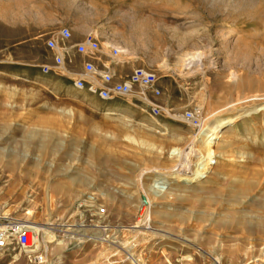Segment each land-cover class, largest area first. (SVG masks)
Masks as SVG:
<instances>
[{
  "label": "rangeland",
  "instance_id": "374dc122",
  "mask_svg": "<svg viewBox=\"0 0 264 264\" xmlns=\"http://www.w3.org/2000/svg\"><path fill=\"white\" fill-rule=\"evenodd\" d=\"M26 1L0 0L1 225L50 227L48 264L264 263V0H58L112 70L157 74L159 116L137 96L75 88L69 70L44 74L47 40L68 24L33 21L39 0ZM225 118L198 169L206 128ZM155 172L167 183L152 187ZM29 257L15 239L0 264Z\"/></svg>",
  "mask_w": 264,
  "mask_h": 264
},
{
  "label": "built area",
  "instance_id": "2783aa9c",
  "mask_svg": "<svg viewBox=\"0 0 264 264\" xmlns=\"http://www.w3.org/2000/svg\"><path fill=\"white\" fill-rule=\"evenodd\" d=\"M72 37V31L68 26H63L56 36L47 40L48 47L55 51L53 56L54 65L44 63L41 65L44 74L55 71H66L64 66V52L70 47L63 45L61 41H68ZM100 36L95 30L87 33L85 39L76 45V50L80 54H95L100 49ZM122 53L120 46L111 48L112 56ZM117 73L112 69L100 70L92 61H86L83 71L73 78V85L79 90H86L88 93L97 96L104 101H112L116 98L137 96L142 102L148 105L150 112L159 116L162 113V106L149 98L161 95V89L156 86L158 77L154 71L146 67H135L127 77L116 79ZM185 117L190 121H197L194 112L188 111ZM100 212H103L101 210ZM16 239L19 246L30 256L28 264H48L46 251L37 249L39 246V236L27 226L19 225L16 221H9L5 225L0 222V251L8 250ZM261 264H264L263 262Z\"/></svg>",
  "mask_w": 264,
  "mask_h": 264
},
{
  "label": "crops",
  "instance_id": "0c3cea01",
  "mask_svg": "<svg viewBox=\"0 0 264 264\" xmlns=\"http://www.w3.org/2000/svg\"><path fill=\"white\" fill-rule=\"evenodd\" d=\"M50 1L51 2L47 0H39L38 4H35L39 10L38 14L40 16L34 19L33 21H36L38 23L40 22L41 24L50 23V22L54 24H68V25H62V27L68 26L72 31V37L68 41H61L63 45L70 47L68 51L64 52V66L66 70H69L68 72L66 71V74H68L70 78L72 77V75H78L83 71L84 62L89 60H92L100 70L106 71L107 69H112L111 68L112 64L110 63V61L106 57L100 56V49L95 54L84 55L77 52L75 47L77 44H79L85 39L87 33L89 32L88 29L85 27L82 30L78 31L77 30L78 28L75 27V25H73L75 19L71 17L70 15L71 13H68V11H66L67 10L66 6L63 3L60 4V2L57 0H50ZM25 3H27V1ZM10 23L12 22L10 21ZM40 29L42 31L41 34L43 35V30H46L45 26L42 25ZM114 68L115 67H113V69ZM132 70H130V72ZM116 73H117L116 79L118 80L125 78L129 75V73L128 74L127 73L120 74L118 72Z\"/></svg>",
  "mask_w": 264,
  "mask_h": 264
},
{
  "label": "bare ground",
  "instance_id": "6f19581e",
  "mask_svg": "<svg viewBox=\"0 0 264 264\" xmlns=\"http://www.w3.org/2000/svg\"><path fill=\"white\" fill-rule=\"evenodd\" d=\"M58 1V0H57ZM191 1V0H190ZM202 1V0H201ZM237 1V0H236ZM194 2V1H193ZM212 2V1H211ZM215 2H218V3H214V6L213 7H216L217 5H219L220 7H222L223 5H227L226 3H231L229 0H216ZM250 3V1H247V2H245V3ZM249 3H248V5H249ZM252 3V2H251ZM216 4V5H215ZM237 4V3H236ZM201 5V4H200ZM234 6H235V4H234ZM246 6V5H245ZM250 6V5H249ZM212 7V8H213ZM219 7V8H220ZM231 8H233V7H231ZM242 8V7H241ZM258 8V7H257ZM224 9H226V8H224ZM235 9V8H234ZM237 9V8H236ZM243 9H246V8H243ZM261 9H263V8H261ZM221 10V9H220ZM247 10V9H246ZM257 10V9H256ZM246 12H248V11H245V13ZM253 12H255V11H253ZM257 12H259V11H257ZM261 12V11H260ZM263 12V11H262ZM260 13V15H262L263 13ZM250 14H251V12H250ZM253 14V13H252ZM264 15V14H263ZM247 16H249V15H247ZM259 16V15H258ZM260 17V16H259ZM261 18H263V16L261 17ZM198 57H197V55H195L194 53H187V56H186V60H189V62L190 61H196V59H197ZM191 63V62H190ZM234 119V118H233ZM233 119H229V118H225V119H218V120H216L214 123H213V125L212 126H210L209 128H206V130L208 129L209 130V132H211L210 134H209V136H207V138H205V140H204V142H205V145L206 146H209L208 148V151H207V149H206V154H204L203 155V161H202V163L203 162H205V163H203V165H201V166H199L198 167V169H203L204 170V168H206L208 165H211L212 163H213V160H212V158L215 156V154H216V151L215 150H213L212 148H210L211 146H212V140L214 141V140H217V138L220 136V133L222 132V129L227 125V124H229V123H231L232 121H233ZM205 129H204V131L202 132V134L203 135H206L207 134V131H206ZM203 142V143H204ZM213 145H215V143H213ZM178 152V149L177 148H174V149H172L171 150V154L172 155H176V154H178L177 153ZM180 154V153H179ZM215 162V161H214ZM175 170V169H174ZM182 171V170H181ZM198 171H194L193 173H180V172H178L177 171V173H176V176H178L179 178L181 177V179H179L180 181H193V180H195V179H197V178H199V177H203V175H204V173L203 174H198L197 173ZM202 173V172H201ZM165 176H169V175H165ZM165 176H162V174L160 173V172H155V174H154V178H153V180H152V187H156V186H159V185H161L162 184V186H163V184H166L167 183V180H166V177ZM171 176V175H170ZM175 177V176H174ZM169 178V177H168ZM172 179V178H171ZM263 209H264V206H263ZM19 225H23V226H27V228H29V229H31V230H33L34 231V233H37V234H40L39 232L40 231H43L44 232V235H43V241L45 242V243H51V242H53V239L56 237V235H55V233H54V231H50V230H48L50 227H47V226H45V225H40V224H37V223H32V222H28V221H20L19 219H17V220H15ZM23 223H28V224H23ZM18 255H15L14 256V259H18ZM220 259V256H219V258L218 259H216V261L217 260H219ZM15 260V261H16ZM134 261V260H133ZM219 262V261H218Z\"/></svg>",
  "mask_w": 264,
  "mask_h": 264
}]
</instances>
